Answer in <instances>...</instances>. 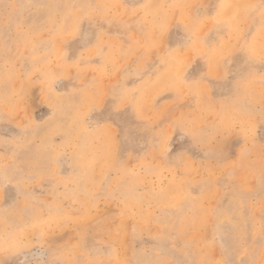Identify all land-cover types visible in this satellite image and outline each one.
<instances>
[{
  "label": "rangeland",
  "instance_id": "1",
  "mask_svg": "<svg viewBox=\"0 0 264 264\" xmlns=\"http://www.w3.org/2000/svg\"><path fill=\"white\" fill-rule=\"evenodd\" d=\"M0 264H264V0H0Z\"/></svg>",
  "mask_w": 264,
  "mask_h": 264
},
{
  "label": "bare ground",
  "instance_id": "2",
  "mask_svg": "<svg viewBox=\"0 0 264 264\" xmlns=\"http://www.w3.org/2000/svg\"><path fill=\"white\" fill-rule=\"evenodd\" d=\"M68 5V4H67ZM234 9V8H233ZM237 10V9H236ZM252 10V9H251ZM260 27V26H259ZM239 28V27H238ZM60 111V110H59Z\"/></svg>",
  "mask_w": 264,
  "mask_h": 264
}]
</instances>
